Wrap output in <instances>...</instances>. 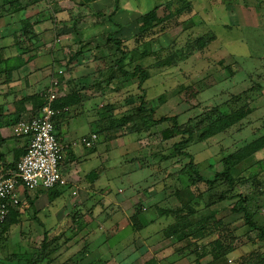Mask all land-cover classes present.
<instances>
[{
  "label": "rangeland",
  "instance_id": "374dc122",
  "mask_svg": "<svg viewBox=\"0 0 264 264\" xmlns=\"http://www.w3.org/2000/svg\"><path fill=\"white\" fill-rule=\"evenodd\" d=\"M54 4L55 14L84 16L75 23L82 46L67 58L80 60L89 78L92 134L101 133L95 149L84 148L96 152L84 169L100 180L85 207L75 192L65 195L48 222L24 201L21 225L0 240V252L42 258L39 264H264L258 230L234 212L242 196L237 208H246L264 234V150L237 164L230 199L216 201L225 189L199 182L174 146L189 135L163 141L160 131L171 125L153 127L148 112L145 125L133 120L112 139L107 130L111 118L120 125L141 102L153 120L176 117L192 134L179 151L193 157L200 176L214 178L232 154L264 136V0H119L118 7L115 0H41L13 16H53ZM156 7L161 23L140 34L138 19ZM9 22L0 20V28ZM110 36L129 56L126 70L140 66L146 75L145 93L139 76L124 77L115 67L122 54ZM214 122L217 133L203 134Z\"/></svg>",
  "mask_w": 264,
  "mask_h": 264
},
{
  "label": "crops",
  "instance_id": "0c3cea01",
  "mask_svg": "<svg viewBox=\"0 0 264 264\" xmlns=\"http://www.w3.org/2000/svg\"><path fill=\"white\" fill-rule=\"evenodd\" d=\"M31 5H22L23 11L18 15L25 14L29 9L28 6ZM54 6L55 4L53 16H0V20L5 22L10 20L0 28V169L7 174L16 170V165L25 152L29 140L16 138L13 128L20 122L32 119L39 112L38 102L32 98L41 96L49 87L51 79L58 78V71H63V75L59 76L61 95L58 100L65 99L74 92L78 95V97L74 95L77 100L73 99L74 103L71 106L56 110L58 117L55 133L65 155L62 174L68 180L67 186L71 188L66 190L56 188L50 191L48 197L44 194L39 197V191L42 189H38L30 197H27L26 193L22 195L16 210L20 217L18 223L11 226V229L21 225L24 217L22 212L24 213L25 210L21 211L20 206L24 201H29L33 205L31 214L39 216L43 211L41 215L46 216L48 222L50 213L55 215L56 208L68 199L63 196L72 197V193L75 192L79 199H76L77 205L80 206L82 203L83 208L90 201V197L96 194L91 187L98 184V181L92 183L89 180V173L84 169L96 159L92 158L96 152L94 151L93 154L87 152L83 144L84 139L95 133L93 126L96 125V120L92 118L93 113L89 112V108L95 106V103H93L92 91L87 93L85 90L87 78L84 74V65L80 60L70 62L67 58L68 53L73 50L78 51L82 46L79 38L76 37L81 30L75 23L84 16L55 14ZM9 59L11 60L8 61ZM69 201L73 200L69 199ZM36 216L35 221L38 220ZM10 228L4 233L3 230L0 231L4 234L0 240L9 237ZM44 234H47V231ZM1 247L0 245V249ZM10 253L0 252V264L35 262V259L28 260L25 256Z\"/></svg>",
  "mask_w": 264,
  "mask_h": 264
},
{
  "label": "trees",
  "instance_id": "16d2710c",
  "mask_svg": "<svg viewBox=\"0 0 264 264\" xmlns=\"http://www.w3.org/2000/svg\"><path fill=\"white\" fill-rule=\"evenodd\" d=\"M33 1L34 2L32 4H37L41 0H33ZM96 1H98V0H80L82 5H85V6H89L90 4L95 3ZM118 1L119 0H115V3L117 4L116 7H118ZM2 8H6L7 10H5V13L0 12V16H2V15L3 16H13L16 14H20L23 11V6H22V3L20 2V0H0V10ZM111 16H114V15L112 14ZM138 22L140 23L139 24V33L140 34H145L147 32H150L151 30H154L156 27H158L161 22L158 18L157 7L154 8L149 13L142 15L138 19ZM118 27H119V29L123 28V26H121V25H119ZM108 43L112 44L116 48L115 54H117V53L122 54L121 57L115 61L116 62L115 67L117 68V70L124 77H132V78H139L140 77L139 78V88L142 89V86L145 83V81L147 80V77L144 73H142L141 67L136 66L132 72L127 71L125 68L126 67L125 61L127 60V58L129 56L127 53H125L121 50V48H120L121 47V41L118 39L111 38V36H110L108 39ZM10 60L11 59H9L8 61H10ZM71 61H73V60H71ZM7 69L9 70V67H7ZM61 75H63V74H61ZM59 76L60 75L58 74V79L60 81ZM143 93H145L144 90H143ZM75 94L78 97L77 92H74L71 96H68L65 99H60V100H57L56 102H54V104H53L54 109L61 110L65 107L68 108L69 106H71L74 103L73 99L77 100V98L74 97ZM34 99L37 100L38 105H39V111H40V109L45 104L44 97L41 95V96H36V97L32 98V100H34ZM141 101H143V97H142ZM147 112H148V115H147ZM38 113L34 117H36L38 115ZM145 115H147V118L149 119V121L152 122L153 127L154 126L155 127L156 126H163L164 124L171 125V126L160 131V137L163 141L170 140L175 136L189 135L188 139H184L183 141H180V142L174 144V146H175L176 150L178 151V153H180V155L190 159V164H189L190 168L192 170V173L198 177L199 182L205 184L206 186H208L209 188H212V189H215V188L216 189H218V188H224L225 189L223 192H221V194L219 196H217L216 201L217 200L218 201H224V200L230 199V196H227V194L230 193L234 189L235 182L237 183V179L235 177V168H236L237 164L241 163L242 161H246V162L251 161L253 158H255V155L257 153L264 150V136H263V137H260L259 139L254 140L250 144L244 146L242 149H240L237 152H235L234 154H232L226 160L224 169L222 171L216 173L214 178L207 179L203 176H200L199 173L197 172V170L195 169L194 164H193V157L190 156L189 154L181 153L179 151V148L181 146L185 145L189 141L190 136L192 137L191 131L187 130V129H181L179 124H178L177 118L173 117V116H169V117L164 116V117H161L157 121L153 120L152 116H150V114H149V111H147L146 109L143 108L142 102H141V106L137 107L132 115L127 116L126 118L122 119V122L120 125H119V123L114 122L113 118H111L112 119V120H110L111 126L107 130L112 129L113 133L109 137L111 139L114 138L117 135V133L119 132V128H122L125 124H128L133 120H136V119L143 120ZM57 117L58 116L56 115L54 118V125H56ZM238 119H240V116L235 118L236 121ZM144 122L145 121L143 120V125H145ZM217 123H219V122L212 123L211 124L212 126L208 125L207 127H205L202 130V133L205 135H207V134L215 135V133H217L218 129H220V128H217V125H218ZM232 123H234V122H229L227 125H230ZM100 133L101 132L97 133L96 135H98ZM98 138H99V135H98ZM96 145H97V143L91 149H95ZM87 149H90V148H87ZM12 172H15V171L13 170ZM88 178L92 183H94L95 181H97L99 179V172L94 171V172L89 173ZM56 188H59V187H56ZM56 188H54V189H56ZM54 189H51V190H54ZM239 199H240V201L237 203L236 208H234V212L243 213L244 218H245V224L252 230H258L259 233L257 234V238L260 241H264L263 231L257 224H255L252 221V219L249 216V211L246 208H237L244 201L242 196H239ZM16 210H18V208L12 209L10 211V214L7 218V221L2 226V229H1V230H3L2 232L6 231L8 228H10L11 226L18 223V219H19L20 215H19V213H16L17 212ZM215 245L220 246V242H218V241L215 242ZM41 261H42V258H39L35 262H41ZM35 262L33 264H36Z\"/></svg>",
  "mask_w": 264,
  "mask_h": 264
},
{
  "label": "built area",
  "instance_id": "2783aa9c",
  "mask_svg": "<svg viewBox=\"0 0 264 264\" xmlns=\"http://www.w3.org/2000/svg\"><path fill=\"white\" fill-rule=\"evenodd\" d=\"M63 74V71H58ZM61 82L53 77L42 94L45 104L38 115L18 123L13 128L16 138H27L29 144L19 159L15 172L9 174L0 169V230L12 209H17L21 196L33 194L38 189L51 190L66 187L68 180L62 174L65 155L55 133L54 118L57 115L53 104L60 95ZM99 138L91 134L83 140L86 148H92Z\"/></svg>",
  "mask_w": 264,
  "mask_h": 264
}]
</instances>
